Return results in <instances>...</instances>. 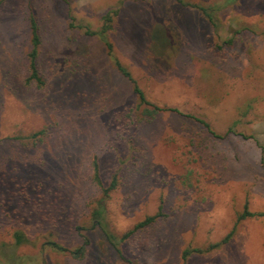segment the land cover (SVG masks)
<instances>
[{"label": "rangeland", "instance_id": "1", "mask_svg": "<svg viewBox=\"0 0 264 264\" xmlns=\"http://www.w3.org/2000/svg\"><path fill=\"white\" fill-rule=\"evenodd\" d=\"M0 264H264V0H0Z\"/></svg>", "mask_w": 264, "mask_h": 264}, {"label": "trees", "instance_id": "2", "mask_svg": "<svg viewBox=\"0 0 264 264\" xmlns=\"http://www.w3.org/2000/svg\"><path fill=\"white\" fill-rule=\"evenodd\" d=\"M203 10H205L206 14H207V9L203 8ZM208 15V14H207ZM209 19H213L212 15H208ZM103 21L105 22V24H103L102 28L100 30L97 31H93V30H87V33L92 34V35H98L101 36L102 38H104L105 44L107 45V49H108V54L111 56L113 53V45L112 43L106 39V33L108 32V30L111 27V21H112V16L107 13L104 17H103ZM31 45L32 48L28 54V59H29V70H30V76H29V80L30 81H34L36 83L37 86L42 87L45 84V80L43 79V77L41 76L40 70H39V64H38V55H39V49L42 43L41 40V34L39 32V27L37 24V21L34 17H31ZM114 64L115 66L118 68V70L125 75L126 77H128L132 83H133V91L137 97L138 100V108H142V112H141V117L143 118V120H152L154 119L158 114L165 112V111H175V112H180V110L178 108H174V107H164V106H160L157 105L155 103L150 102L147 98L146 95L143 91V89L139 86V84L136 83V81L133 79V77L131 76L130 71L123 65L121 64V62L118 59H114ZM208 126V124H207ZM98 164L95 163L94 169H95V175H94V179L95 182L102 188L103 194H104V199L110 196V193L112 191H114L118 185H119V177L118 174L115 173L110 182L107 185H103L101 176L99 174V170L97 168ZM101 211H96V216L100 215ZM254 213L249 211L248 208L245 209V211L238 217V220H242L245 219L248 216H253ZM156 219V216H148L147 218H145L144 220H142L141 222L137 223L134 228L132 230H130L129 232H127L124 235V238L129 236L131 233L136 232L137 230L146 227L150 224H152ZM234 232H230L225 239H223V241L221 242H217L215 244H212L210 246L209 249H213L216 247H219L221 244H223L224 242L228 241L229 237L233 234ZM111 237V236H109ZM14 238L16 241V244H22L24 242H28L29 240L27 239V237L25 236V234L22 231H15L14 233ZM50 245H52L54 248H56L57 250H61V251H66L67 249L63 246H61L60 244L54 242V241H50L49 242ZM203 250L200 248H195V249H186L184 252V257L186 258L188 255L192 254L193 252H202ZM80 250H77V253H79ZM82 252V251H81ZM80 252V253H81ZM79 253V254H80Z\"/></svg>", "mask_w": 264, "mask_h": 264}]
</instances>
